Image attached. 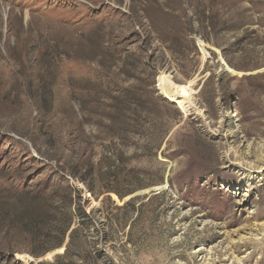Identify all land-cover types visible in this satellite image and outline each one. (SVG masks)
<instances>
[{"label":"rangeland","instance_id":"1","mask_svg":"<svg viewBox=\"0 0 264 264\" xmlns=\"http://www.w3.org/2000/svg\"><path fill=\"white\" fill-rule=\"evenodd\" d=\"M262 228L264 0H0V264H264Z\"/></svg>","mask_w":264,"mask_h":264},{"label":"bare ground","instance_id":"2","mask_svg":"<svg viewBox=\"0 0 264 264\" xmlns=\"http://www.w3.org/2000/svg\"><path fill=\"white\" fill-rule=\"evenodd\" d=\"M176 89L179 91V93L181 94V95H187V92H188V89H186V88H184V87H180V86H178V87H176ZM179 103V102H178ZM257 234V233H256ZM263 235H264V229L262 228V230H261V232H259V234L258 235H256L257 237H263ZM251 236H252V234H251ZM250 237V236H249ZM240 238V237H239ZM244 238V237H243ZM254 238V237H253ZM255 239V238H254ZM264 239V238H263ZM241 240H242V237H241ZM262 240V239H261ZM243 241V240H242ZM255 241V240H254ZM257 241V240H256ZM255 241V242H256ZM241 242V241H240ZM263 244V243H262Z\"/></svg>","mask_w":264,"mask_h":264},{"label":"water","instance_id":"3","mask_svg":"<svg viewBox=\"0 0 264 264\" xmlns=\"http://www.w3.org/2000/svg\"><path fill=\"white\" fill-rule=\"evenodd\" d=\"M166 187H167V181L165 180L163 186L155 187V188H153V189H151V190H152L153 192H158V191H160L161 189H164V188H166Z\"/></svg>","mask_w":264,"mask_h":264},{"label":"trees","instance_id":"4","mask_svg":"<svg viewBox=\"0 0 264 264\" xmlns=\"http://www.w3.org/2000/svg\"><path fill=\"white\" fill-rule=\"evenodd\" d=\"M118 197H120V195H118ZM131 201H132V200L127 201V202L124 204V206L129 205V204L131 203Z\"/></svg>","mask_w":264,"mask_h":264}]
</instances>
